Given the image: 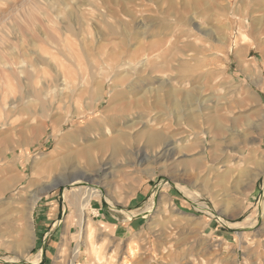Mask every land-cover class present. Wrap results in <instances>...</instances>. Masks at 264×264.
I'll return each instance as SVG.
<instances>
[{
  "label": "rangeland",
  "instance_id": "rangeland-1",
  "mask_svg": "<svg viewBox=\"0 0 264 264\" xmlns=\"http://www.w3.org/2000/svg\"><path fill=\"white\" fill-rule=\"evenodd\" d=\"M43 244L45 264H264V0H0V262Z\"/></svg>",
  "mask_w": 264,
  "mask_h": 264
},
{
  "label": "bare ground",
  "instance_id": "bare-ground-1",
  "mask_svg": "<svg viewBox=\"0 0 264 264\" xmlns=\"http://www.w3.org/2000/svg\"><path fill=\"white\" fill-rule=\"evenodd\" d=\"M160 105V104H159ZM145 127V126H144ZM137 137H139V138H144L145 139V145L146 146H148V148H149V146L150 145H155L157 142H159L161 139H162V135L161 134H159V133H156V132H141V133H138L137 134ZM119 138H121L120 140H123V137H119ZM129 139V138H128ZM86 140V139H85ZM117 140H118V138H116V139H111V140H104L103 142H97V143H93V144H91L90 146H88V147H85V148H83V149H80V150H78V152L76 151V153L74 154V155H76V157H74L75 159L77 158V157H79L80 159L82 158L83 160H87L88 161V163L90 162L91 163V161H93L91 158H92V154L94 153V151L95 150H99V152H100V150H111L110 152H112V154L115 156V155H118L120 152H122V149L120 148V146L118 145V143H117ZM126 140V143L128 142V140L126 139V137H124V140L123 141H125ZM146 146H145V148H146ZM147 148V149H148ZM127 149V148H126ZM101 152H103V151H101ZM100 152V153H101ZM98 153V152H97ZM144 153H147V152H144ZM120 155V154H119ZM118 155V156H119ZM158 155V154H157ZM160 156V155H159ZM156 157V156H155ZM66 158V157H65ZM72 162V158L71 159H66V160H64L63 161V166H67V165H69L70 163ZM140 163H141V161H140ZM90 167H92L91 165H90ZM250 177H252L251 175H249ZM249 177V178H250ZM88 178H89V180H91V181H94V176H88ZM74 182H75V180H73ZM80 191L81 190H76V192H77V194L74 196V198H75V200L78 198V197H80V195H81V193H80ZM74 195V194H73ZM83 195H84V193H83ZM86 195V194H85ZM87 196H89L88 197V199H87V201L86 202H84L83 203V205L81 206V207H79V221H80V225H82L84 222H85V218H84V214H85V210H86V208L85 207H87V204L89 203V201H90V198H91V195L90 194H87ZM85 199H86V196H85ZM80 200V199H79ZM78 200V201H79ZM83 200V199H82ZM83 201H85V200H83ZM81 201H79V203H80ZM79 206H80V204H79ZM74 207H76V206H74ZM78 209V208H77ZM81 229V228H80Z\"/></svg>",
  "mask_w": 264,
  "mask_h": 264
},
{
  "label": "crops",
  "instance_id": "crops-1",
  "mask_svg": "<svg viewBox=\"0 0 264 264\" xmlns=\"http://www.w3.org/2000/svg\"><path fill=\"white\" fill-rule=\"evenodd\" d=\"M174 177H177L176 175L174 176ZM252 206H251V204L250 205H248V207L245 209L244 207H243V209H242V212L243 213H245V212H247V211H249L250 210V208H251ZM239 211H241V210H239ZM58 215H59V213H58ZM99 215V214H98ZM60 216V215H59ZM52 234H50V236H51ZM47 236V234H45L44 235V237H43V242H45L44 240H45V237ZM40 253H41V255L40 256H38L37 255V259H39L38 257H40L41 259L37 262V263H33V262H31V261H25V262H23L22 264H45V262L47 261V252L46 251H44V244H43V248L40 250ZM0 264H6V263H1L0 262ZM15 264V263H14Z\"/></svg>",
  "mask_w": 264,
  "mask_h": 264
}]
</instances>
